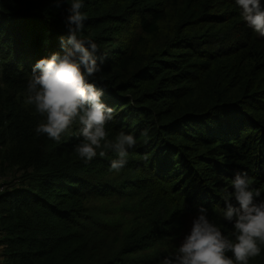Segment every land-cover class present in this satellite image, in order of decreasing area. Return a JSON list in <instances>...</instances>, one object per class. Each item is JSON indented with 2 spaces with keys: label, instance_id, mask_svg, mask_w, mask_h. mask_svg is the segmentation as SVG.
I'll return each instance as SVG.
<instances>
[{
  "label": "trees",
  "instance_id": "obj_1",
  "mask_svg": "<svg viewBox=\"0 0 264 264\" xmlns=\"http://www.w3.org/2000/svg\"><path fill=\"white\" fill-rule=\"evenodd\" d=\"M51 2L0 0V160L22 173L0 194V257L159 264L150 255L182 236L185 215L204 206L217 219L221 176L246 171L264 187V38L234 0H85L110 138L137 140L113 173L111 152L81 161L76 126L59 142L35 134L44 117L24 102L29 74L67 37ZM261 247L249 264H264Z\"/></svg>",
  "mask_w": 264,
  "mask_h": 264
},
{
  "label": "clouds",
  "instance_id": "obj_2",
  "mask_svg": "<svg viewBox=\"0 0 264 264\" xmlns=\"http://www.w3.org/2000/svg\"><path fill=\"white\" fill-rule=\"evenodd\" d=\"M234 5L246 26L264 38V0H234ZM51 6L64 9L67 37H60L61 52L38 60L29 74L24 102L44 117L35 134L59 142L76 126L79 142L74 151L81 161L88 165L98 155L103 158L111 152L116 158L109 171L119 173L137 140L124 130L110 138L108 126L115 110L103 102L104 91L94 83L102 79L98 75L102 61L98 45L84 34L85 0H52ZM220 180L223 207L218 209L217 219H210L209 210L199 206L178 247L159 258V264H249L261 254L264 187H254L255 180L246 171ZM220 221L231 225V231L225 233ZM0 264H4L3 257Z\"/></svg>",
  "mask_w": 264,
  "mask_h": 264
},
{
  "label": "rangeland",
  "instance_id": "obj_3",
  "mask_svg": "<svg viewBox=\"0 0 264 264\" xmlns=\"http://www.w3.org/2000/svg\"><path fill=\"white\" fill-rule=\"evenodd\" d=\"M22 173H20L17 169L10 168L7 164H3L0 160V194L6 192L7 190H12L13 187H17L21 184ZM192 215H185L183 217L185 230L182 236L179 239L172 240L170 242L165 243L160 249L156 251V253L151 254L150 257H159L161 258L163 255H166L168 252L174 250L175 247H178L180 241L183 239L184 234L191 227ZM2 252V248H0V254Z\"/></svg>",
  "mask_w": 264,
  "mask_h": 264
},
{
  "label": "built area",
  "instance_id": "obj_4",
  "mask_svg": "<svg viewBox=\"0 0 264 264\" xmlns=\"http://www.w3.org/2000/svg\"><path fill=\"white\" fill-rule=\"evenodd\" d=\"M0 184H1V181H0Z\"/></svg>",
  "mask_w": 264,
  "mask_h": 264
}]
</instances>
